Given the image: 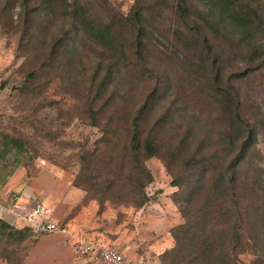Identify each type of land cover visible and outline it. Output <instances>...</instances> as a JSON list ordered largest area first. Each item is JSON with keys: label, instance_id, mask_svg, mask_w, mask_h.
<instances>
[{"label": "rangeland", "instance_id": "374dc122", "mask_svg": "<svg viewBox=\"0 0 264 264\" xmlns=\"http://www.w3.org/2000/svg\"><path fill=\"white\" fill-rule=\"evenodd\" d=\"M18 2L0 0V220L10 225L0 229V264H92L77 251L78 238L116 248L138 264H162L161 253L173 245L170 230L182 221L170 185L177 156L211 151L229 130L231 114L220 109L223 88L237 96L239 116L248 121L247 136L237 139L249 145L241 171L264 187V0H232L245 21L200 28L206 41L189 45L178 40L191 30L173 15L171 0H106L103 6L93 0L98 17L109 9L129 17L142 6L143 49L113 60L58 9L31 14L26 25ZM189 2L201 7L202 1ZM135 115L141 136L157 147L144 161L152 180L143 188L155 202L140 207L127 201L137 193L122 189L126 170L118 163ZM10 138L21 148L9 145ZM180 141L186 149L174 152L166 169L162 156ZM92 152L99 157L89 158V171L111 181L106 199H88L93 194L72 185L80 157ZM106 153L115 158L107 165ZM35 206L48 209L45 218L64 232H34L9 213ZM22 227L18 239L11 231ZM254 252L238 254L236 264L262 259Z\"/></svg>", "mask_w": 264, "mask_h": 264}, {"label": "trees", "instance_id": "16d2710c", "mask_svg": "<svg viewBox=\"0 0 264 264\" xmlns=\"http://www.w3.org/2000/svg\"><path fill=\"white\" fill-rule=\"evenodd\" d=\"M92 1L19 0L18 5L26 25L32 24L31 14L58 9L62 17L75 22L79 33L108 52L112 60L117 55L140 54L144 47L143 28L140 24L142 6L137 4L129 17L112 13L110 9L105 16L98 17L91 12ZM101 1V6L104 2L106 4V0ZM171 1L173 15L181 21L184 29L191 30L188 36L185 32H180L178 40L182 44H188L191 40L195 43L199 40L206 41L205 36L198 31L200 28L214 30L213 27L216 29L228 23L239 26L246 18V13L237 9L232 0H201V7L189 2L190 0ZM219 92L222 114L229 118L231 114L230 128L216 141L211 151H194L177 156L178 172L171 178L170 185L176 187L172 200L182 221L170 230L173 245L161 253L162 264H183L185 261L195 264H236L238 254H255V249H259L263 257L256 259L257 261L252 260L249 264H264V245L260 236V233L264 234V187L259 179H252L241 171L249 145H246L245 140H237L243 136L244 131L247 136L248 130L243 125L248 126V121L239 116L237 96L231 93L232 90L229 92L223 88ZM93 114L94 112L92 118ZM137 120L139 119L135 115L118 163L119 168L126 170L122 189L133 196L137 193L135 198L130 196L127 201L140 207L148 201L155 202V198L149 199L144 194L143 188L152 180L144 161L156 153L157 147L150 136H141ZM104 131L107 130L104 128ZM249 132L252 134L253 129L249 128ZM101 140L108 144L109 137L104 135ZM8 144L15 149L21 148V142L17 139L10 138ZM184 149L186 146L180 141L176 149L168 150L162 156L166 169H169V161L176 157L174 152L178 154V151ZM1 154L0 151V156ZM103 156L106 158V165L115 159L108 153ZM91 157L99 156L92 152L80 157L82 168L74 176L72 185L81 188L86 195L93 194L88 199H106L109 197L107 191L111 181H98L101 171H89ZM110 195L112 199L125 200L117 195ZM9 226L7 222L0 220V229ZM25 231L26 228L22 227L11 232L22 239Z\"/></svg>", "mask_w": 264, "mask_h": 264}, {"label": "built area", "instance_id": "2783aa9c", "mask_svg": "<svg viewBox=\"0 0 264 264\" xmlns=\"http://www.w3.org/2000/svg\"><path fill=\"white\" fill-rule=\"evenodd\" d=\"M18 210H9V213L13 214L15 218H19L23 225H29L34 232H64L63 229H57L55 222L45 218L49 210L43 208L42 206H35V208H32L31 211L23 213L21 210ZM41 215L44 216L42 218H38ZM75 245L79 254L85 257L92 264H138L137 262L128 259L124 252L91 239L78 238L75 240Z\"/></svg>", "mask_w": 264, "mask_h": 264}]
</instances>
